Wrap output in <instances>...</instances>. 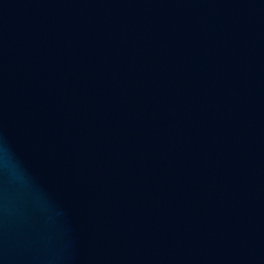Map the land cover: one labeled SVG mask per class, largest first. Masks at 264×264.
Masks as SVG:
<instances>
[{"label": "water", "instance_id": "water-1", "mask_svg": "<svg viewBox=\"0 0 264 264\" xmlns=\"http://www.w3.org/2000/svg\"><path fill=\"white\" fill-rule=\"evenodd\" d=\"M0 264H264V0H0Z\"/></svg>", "mask_w": 264, "mask_h": 264}]
</instances>
